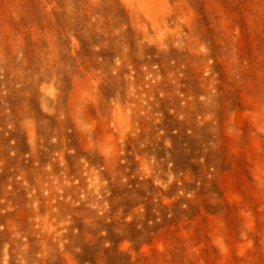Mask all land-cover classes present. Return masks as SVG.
<instances>
[{"label":"rangeland","instance_id":"rangeland-1","mask_svg":"<svg viewBox=\"0 0 264 264\" xmlns=\"http://www.w3.org/2000/svg\"><path fill=\"white\" fill-rule=\"evenodd\" d=\"M0 264H264V0H0Z\"/></svg>","mask_w":264,"mask_h":264}]
</instances>
